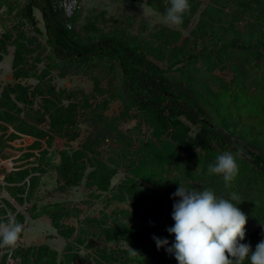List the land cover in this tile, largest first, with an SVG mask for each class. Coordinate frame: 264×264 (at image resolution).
I'll return each instance as SVG.
<instances>
[{"label":"trees","instance_id":"obj_1","mask_svg":"<svg viewBox=\"0 0 264 264\" xmlns=\"http://www.w3.org/2000/svg\"><path fill=\"white\" fill-rule=\"evenodd\" d=\"M62 1L0 0V8L28 20L45 36L47 59L37 73L43 53L31 57L26 35H15L11 28L0 34V61L8 46H14L13 81L0 85V188L20 205L31 203L21 211L2 198L0 219L11 211L27 225L29 219L47 214L64 239L61 250L47 242L19 245L8 264H81L82 248L87 250L82 258L91 257L95 264H178L166 251L175 241L166 229L174 225L173 204L179 198L172 194L179 182L198 190L212 188L225 198L237 193L246 225L264 226V0H189L190 11L180 27L188 28L193 17H199L183 38L182 30L168 27L149 35L120 26L105 31L93 18L85 24L91 33L83 36L76 30L77 12L68 15ZM150 2L158 8L170 6L169 0ZM200 60L202 67L197 65ZM65 65L103 67V73L112 76L109 86L101 87L95 75L92 93L79 91L81 100L75 101L71 97L77 91L57 89L50 75L52 68ZM228 71L229 78L224 73ZM30 77L37 78L34 85L27 83ZM113 101H120L122 109L107 116ZM132 116L137 125L121 130L119 122ZM79 117L93 129L81 145L73 146L80 135ZM142 124L148 131L134 135ZM22 135L33 142L19 148L10 143ZM108 138L119 146L111 145L106 157L100 147ZM19 151L21 162L7 171L1 159ZM224 151H240L239 174L229 188L222 177L207 171ZM53 154L59 158L55 163ZM49 170L57 175L58 192L68 193L87 177L91 197H102L105 207L125 200L130 207L104 208L99 215L81 217L76 203L43 204L41 179ZM118 172L123 176L112 184ZM86 203L91 201H81ZM66 217L77 222L66 223ZM153 236L168 244L158 249ZM262 239L264 231L253 228L241 243H249L254 251ZM127 246L139 257L131 256ZM0 264H7L6 254Z\"/></svg>","mask_w":264,"mask_h":264},{"label":"rangeland","instance_id":"obj_2","mask_svg":"<svg viewBox=\"0 0 264 264\" xmlns=\"http://www.w3.org/2000/svg\"><path fill=\"white\" fill-rule=\"evenodd\" d=\"M78 10L73 9L72 12L76 11V30L80 32L83 36H86V33H91L87 31L85 28V24L88 21V18H93L96 20V25L105 30L109 31L112 27H123L131 30L133 33H144V35H149L148 33H152L156 28L168 27L162 21L161 17L165 12L166 8H158L155 7L150 0H78ZM166 3V1L164 2ZM201 8L204 7L202 3ZM230 7L227 8L229 10ZM34 14L38 19L39 28L44 31L42 17L39 11L35 10ZM14 13H7L5 11V6L0 8V34L6 29L11 28L16 30L14 33H24L26 35L27 41L29 42V46L31 51V57L43 53V46L46 44L45 36L37 32L32 24L23 18L15 17ZM198 14L193 17L190 22L188 28H179L182 30V38L190 35L191 29L198 21ZM246 19L238 22V28L243 27ZM170 28V27H168ZM31 40V41H30ZM35 40V42H34ZM13 52L14 46L9 45L7 53L4 54V58L0 61V85H5L7 83H11L13 81L12 73H13ZM43 60L36 65L37 73L41 71V69L47 65V59L45 58L44 53L42 54ZM197 65L203 66L202 61H198ZM221 73V72H220ZM226 77H230V71L224 72ZM51 77L52 82L55 84L56 88H65L67 91H77V95L73 94V98L75 101L81 100V94L79 91L84 93H92L94 88L93 76H98L100 79V86L107 87L109 86V82L111 80V75H105L103 73V67L98 66H88L85 69L79 68L77 66L65 65L61 69L60 68H52L51 69ZM27 83L34 85L37 82L36 77L27 78ZM25 80V81H26ZM69 99L64 98V102L67 103ZM91 101H94L93 97ZM37 104L34 106L36 107ZM122 105L120 101H113L110 103V106L105 111L107 116L118 115L121 111ZM132 114L136 112L134 110L130 111ZM78 126L80 130V135L75 138L70 144L73 146L81 145L82 141L86 138L88 133L93 129V126L88 124L87 122L81 120L82 118H78ZM138 119L135 116L131 117L127 120H122L119 122V128L123 131H128V129L133 128L137 125ZM141 132L138 130L134 131V135L140 136L143 133L148 131L147 127L142 124L140 128ZM33 142V138L28 135H22V137L17 138L15 140H11V144L15 147H25ZM111 145H115L114 147H118L119 145L115 143L111 138L106 139L105 143L100 147L101 152L107 157L109 154H105V151L109 150ZM22 151L17 152V155L13 158H3L1 159V163L6 165L7 171L14 169L13 165H19L21 161L18 160V156ZM103 155V156H104ZM52 161L55 163L59 160L57 155L51 156ZM89 170V168H88ZM87 170V171H88ZM123 176V172H118L112 180V184L117 183ZM40 185V194L45 195L43 204L48 201H62L63 203H76L80 206L81 217L86 215H99V212L104 208H107L110 211L112 208H128L130 207V202L125 201H114L108 207H105L104 201L102 197L93 198L91 197L90 187H87V177H83L80 184L76 187H73L68 193L58 192L56 187L59 185L57 180V175L54 170H49L46 174L43 175L41 179ZM4 181L0 178V184H3ZM97 190L93 191L96 193ZM104 195V194H103ZM2 198H7L14 202L19 210L24 211L25 207H29L31 203L18 204L16 200H14L11 195H9L5 190L0 188V206H4L2 203ZM90 200L91 203L81 204V201ZM41 202H39V205ZM29 219V217H28ZM66 223L75 224L77 220L73 217H66ZM259 229L264 231V226L259 225L254 222H248L245 226V232L250 229ZM21 241L23 243H40L47 242L53 248L61 250L64 239L57 232L56 228L51 225V218L47 214H43L36 219H29L27 223L26 229L21 235ZM87 253L85 248L80 250L79 260L81 264H95L94 260L89 257L88 259L82 258ZM1 257V254H0ZM17 264V263H16Z\"/></svg>","mask_w":264,"mask_h":264},{"label":"clouds","instance_id":"obj_3","mask_svg":"<svg viewBox=\"0 0 264 264\" xmlns=\"http://www.w3.org/2000/svg\"><path fill=\"white\" fill-rule=\"evenodd\" d=\"M169 4L161 21L179 29L184 15L190 11L189 0H169ZM240 151H224L208 165V173L222 177L225 188L239 174ZM172 196L179 199L173 204L174 225L166 231L174 234L175 241L166 251L174 255L178 264H245L246 260L250 264H264V239L254 251L249 243H241L245 240L247 217L237 207L242 202L237 193L229 192L225 198L212 188L198 190L179 182ZM23 232L24 225L9 211L0 219V248L14 249ZM153 240L158 249L168 244L167 239L153 236ZM127 249L131 256L139 257L136 250L128 246Z\"/></svg>","mask_w":264,"mask_h":264},{"label":"built area","instance_id":"obj_4","mask_svg":"<svg viewBox=\"0 0 264 264\" xmlns=\"http://www.w3.org/2000/svg\"><path fill=\"white\" fill-rule=\"evenodd\" d=\"M62 3H63V6H64V9H65V11H66V13L68 15L72 13V10L78 4L77 3V0H63ZM7 214H6V216H7ZM23 225H24V229H26L27 225H25V224H23ZM25 244L26 243H23L21 241V238H20L19 241H18V243H17V246H19V245H25ZM12 253H13V249L0 248V254H1V256L4 255V254H6V262H7V264H8L9 261H12L13 260Z\"/></svg>","mask_w":264,"mask_h":264}]
</instances>
